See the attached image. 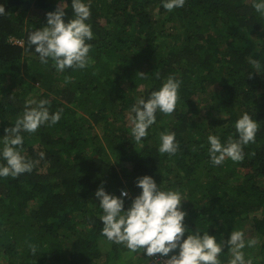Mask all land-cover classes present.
<instances>
[{"label":"trees","instance_id":"obj_1","mask_svg":"<svg viewBox=\"0 0 264 264\" xmlns=\"http://www.w3.org/2000/svg\"><path fill=\"white\" fill-rule=\"evenodd\" d=\"M62 2L67 22L72 0H0V149L27 100H48L50 113L62 109L57 124L22 133L32 172L0 177V264H156L143 254L126 260L127 250L101 235L95 198L101 185L116 197L126 191L127 211L143 176L179 191L188 232L220 242L249 220L246 242L258 244L243 249L245 260L264 264V15L254 0H185L171 12L164 0H82L91 12L90 64L58 72L51 60L40 63L28 36ZM250 59L260 61L258 74ZM169 76L181 82L175 110L157 112L137 143L131 109ZM244 113L259 123L255 142L241 162L213 166L208 136L238 139ZM173 132L177 153L161 154V133ZM231 258L228 248L218 257Z\"/></svg>","mask_w":264,"mask_h":264},{"label":"clouds","instance_id":"obj_2","mask_svg":"<svg viewBox=\"0 0 264 264\" xmlns=\"http://www.w3.org/2000/svg\"><path fill=\"white\" fill-rule=\"evenodd\" d=\"M185 0H164L162 7L168 12L182 8ZM67 4L61 3L54 12L46 14L47 26L35 30L28 36V44L34 47L39 56L40 63L52 66L58 72L66 69H85L90 64L89 52L92 45L87 43L94 39L91 25L86 23L90 16V5L82 0H72L71 9L74 18L65 22ZM255 12L264 15V0H254ZM5 14V8L0 5V15ZM255 73L261 69L260 61L250 59ZM141 78L146 74L139 73ZM248 78H252L249 73ZM181 82L169 76L158 91L151 93L145 100L140 98L132 107L135 113L132 117L131 135L139 143L148 135L147 130L156 123V114L161 112L170 115L174 112L179 99L178 90ZM49 101L29 99L24 105V111L14 123V126L4 129L2 138L3 147L0 149V159L6 164H0V177L13 179L21 174L31 173L35 162L21 154L23 146L22 133L34 134L42 126H53L61 119L62 109L50 113ZM238 139L231 136L222 143L216 135L208 136L210 145L208 155L213 166L221 165L226 158L233 162H241L244 158L243 148L255 142L259 130V123L253 120L248 113H244L235 123ZM179 149L175 142V133H161L158 151L161 154L173 156ZM195 151V149H193ZM41 153V158H43ZM136 187L141 193L132 199L131 206L124 210V198L128 197L126 191H121L120 197L108 194L103 186L95 192L99 200L103 228L101 235L108 241L126 249L125 259L135 260L142 254L153 258L157 254L167 258L164 264H220L218 257L225 248L230 249L232 258L229 264H252V260H245L243 249L258 244L253 238L245 241L244 233L236 230L230 233L227 240L217 242L216 238L208 232L201 234L188 232L183 224L186 212L182 210V197L179 191L161 190L155 180L150 176L137 179ZM187 238L184 239L185 233ZM33 254L36 248L29 245ZM179 249L178 255L174 253Z\"/></svg>","mask_w":264,"mask_h":264},{"label":"rangeland","instance_id":"obj_3","mask_svg":"<svg viewBox=\"0 0 264 264\" xmlns=\"http://www.w3.org/2000/svg\"><path fill=\"white\" fill-rule=\"evenodd\" d=\"M241 231L244 233L245 241L247 238L252 236V233L254 232V230L252 229V224L250 223L249 220H246V221L243 220Z\"/></svg>","mask_w":264,"mask_h":264},{"label":"built area","instance_id":"obj_4","mask_svg":"<svg viewBox=\"0 0 264 264\" xmlns=\"http://www.w3.org/2000/svg\"><path fill=\"white\" fill-rule=\"evenodd\" d=\"M166 259L167 258H165V257H160L159 254H157L155 257H153V260L156 264H164Z\"/></svg>","mask_w":264,"mask_h":264}]
</instances>
